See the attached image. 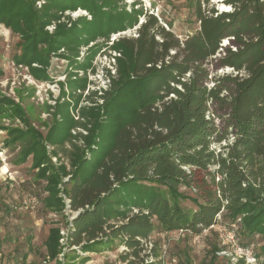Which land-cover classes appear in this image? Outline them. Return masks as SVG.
<instances>
[{
	"label": "trees",
	"instance_id": "trees-1",
	"mask_svg": "<svg viewBox=\"0 0 264 264\" xmlns=\"http://www.w3.org/2000/svg\"><path fill=\"white\" fill-rule=\"evenodd\" d=\"M37 1L0 0V25L19 38L20 53L13 60L37 81H52V56L65 58L77 72L67 77L68 99L56 111L61 120L53 122L45 137L28 124L18 104L1 96L0 115L6 112L25 124V129H3V144L19 146L21 161L30 158L37 178L46 181L45 211L63 210L59 193L72 211H80L67 243L75 246L85 240L88 246L99 237H117L137 256L140 240L154 229L201 233L223 210L221 219L230 229L237 226L240 246L251 245L258 236L253 255L262 257L263 264L264 0H223L220 4L229 10L222 12L208 7L209 0H188L198 28L183 39L155 15L135 9L136 1L130 11L118 0H43L39 9ZM67 9L88 11L91 18L80 17L67 26L61 22ZM52 23L50 33L45 28ZM133 27L134 37H119L107 45L111 33ZM100 38L103 43H94ZM225 40L234 49L224 47ZM89 43L94 44L80 61L79 48ZM103 47L118 54L113 57L115 74L106 70L107 89L87 92V104L80 105L88 80L78 71L92 67ZM61 49L66 53H59ZM206 60L232 73L207 87ZM214 103L229 106L222 130L209 116ZM44 141L61 147L68 143L64 150L69 169L51 165ZM222 142L218 152L210 149ZM65 176L69 180L62 183ZM180 185L195 194L197 209L191 213L169 201L184 198ZM2 204L0 195V213ZM110 220L119 224L110 225ZM44 246L51 260L60 253L57 227L48 230Z\"/></svg>",
	"mask_w": 264,
	"mask_h": 264
},
{
	"label": "rangeland",
	"instance_id": "rangeland-1",
	"mask_svg": "<svg viewBox=\"0 0 264 264\" xmlns=\"http://www.w3.org/2000/svg\"><path fill=\"white\" fill-rule=\"evenodd\" d=\"M133 1H136L135 9L155 15L165 29H170L180 39L194 33L198 28L193 8L188 0H118V4L130 11ZM222 1L209 0L208 7L213 5L219 12H222L225 10L224 5L220 4ZM43 4L44 1L39 0L35 6L39 9ZM203 7L206 11V6L203 5ZM62 15L61 22L67 23V26L80 17H85L87 20L91 18L89 12L82 9L74 11L67 9L63 11ZM141 22H143L142 16L139 18V23ZM45 29L50 33L53 32L54 23ZM135 29L136 27H133L122 32L111 33L106 42L107 45H111L119 37H134ZM18 39V36L13 34L10 29L0 25V70L2 71L0 97H7L18 104L24 111L28 124L45 137L48 129L54 127L53 122L61 120L60 114H56L57 107L64 103L63 100L68 99L67 77L69 73L77 71L72 69L65 58L52 56L48 68V74L52 81H37L31 76L27 67L17 65L13 60V56L20 53L17 45ZM103 41L104 39L100 38L94 43L101 44ZM94 43L79 48L80 61L87 55L88 47ZM228 43L225 40L224 47L234 49ZM59 53L66 52L61 49ZM115 55L118 54L103 47L93 57L92 67L87 68L86 72L78 71L79 77H83L85 74L88 80L80 105L87 104L85 99L91 91H97L99 88L107 89L108 80L105 78V71L109 70L110 74H115V61L113 60ZM33 66L37 65L33 64ZM204 67L208 71L205 82L207 87H212L214 80L218 77L232 73L229 67H222L214 60H206ZM92 68L95 69L94 72H92ZM62 89L65 92L64 96H62ZM209 110V116L218 129L226 128L225 119L229 112L228 104L220 107L214 103L209 106ZM72 112L76 114L75 111ZM4 113L6 112H1L0 115V195L3 203L0 218V264H49L50 262L45 258L47 253L44 242L51 225L59 229L61 249L57 257L61 258V261H57V264H232L233 258L240 255L244 257L241 253L242 248L238 244L231 247L223 243L220 231H228L231 227H228V221L222 219L217 221L213 228L202 230L197 234L185 230L183 232H179V230L164 231L158 227L150 233L147 239L140 240L141 246L137 256L133 255V250L122 244L121 239L117 237L108 240L99 237L95 243L90 244L89 250L82 246L72 247L65 241L60 242L62 237L60 231H65L68 228V216L64 208L61 212L43 209L42 198L46 195L44 192L46 181L37 178V169L33 170L30 167V158L21 161L18 154L19 146L11 147L3 144L7 138V132L3 129L14 127L25 129V124L18 118L12 119ZM76 131L74 130L73 133ZM78 143L81 144V142ZM223 144V142L212 143L210 149L218 152ZM44 146L50 157L51 165L56 167L59 164H64L69 169L64 150L69 149L68 143L61 147L52 146L44 141ZM54 151L57 153L56 155ZM68 180L69 176H65L61 182L65 183ZM143 184L150 185L147 182H143ZM58 189L59 191L62 189L61 184L58 185ZM160 189L165 190V187ZM178 191L184 198L169 199L170 203L176 204L186 213L196 210V204L193 202L194 192L182 185L179 186ZM24 193L34 194L41 199L38 206L32 209L23 208L20 200ZM7 206L10 208L7 209ZM134 212L133 210L132 213ZM153 222L156 224L155 221ZM109 224L118 225L119 222L110 220ZM106 231L109 235L110 231L108 229ZM258 240V236H256L253 241H250L252 244L247 246L251 254L253 251L255 252V247H258ZM244 243L247 241L244 240ZM237 247H240L241 250ZM255 259L253 263L247 262L245 258L238 259L236 264H262V257H255Z\"/></svg>",
	"mask_w": 264,
	"mask_h": 264
},
{
	"label": "built area",
	"instance_id": "built-area-1",
	"mask_svg": "<svg viewBox=\"0 0 264 264\" xmlns=\"http://www.w3.org/2000/svg\"><path fill=\"white\" fill-rule=\"evenodd\" d=\"M183 169L188 170L187 167H183ZM60 195L63 198L64 211L66 212V215L68 216V219H69L68 228L65 231H60V234L62 235V237L60 238V242H64V241L67 242L69 231L72 228V221L79 214L80 211H72L70 208L69 200L62 193ZM20 203H21V206L23 208L32 209V208H35L36 206H38L39 198L34 194L24 193L21 196ZM222 211L223 210H221L215 216V223H217V221H219L221 219ZM239 220L240 219H237V222H239ZM215 223L210 225L205 230L213 228ZM236 230H237V226H233V229H229L228 231H220V232H222V234L220 233V237L223 239V243L227 244L228 246L230 245L231 247L237 246V244L239 245L237 235H236ZM183 231L184 230H179V232H183ZM72 247H75V246H72ZM240 247L242 248L241 253L244 255V257L240 255L237 258H233L232 264H236V262L239 261L238 259H243V258H245V260L247 262L253 263L256 259H255L254 255L251 254L250 250L247 247H243V246H240ZM240 247H237V248H239V250H241Z\"/></svg>",
	"mask_w": 264,
	"mask_h": 264
},
{
	"label": "crops",
	"instance_id": "crops-1",
	"mask_svg": "<svg viewBox=\"0 0 264 264\" xmlns=\"http://www.w3.org/2000/svg\"><path fill=\"white\" fill-rule=\"evenodd\" d=\"M1 131V130H0ZM11 176V175H10ZM8 208H10L9 206H7V209ZM0 218H1V213H0ZM1 227V226H0ZM52 227H54V225H51L49 228H48V230L50 229V228H52ZM58 228V227H57ZM47 236H48V234H47ZM47 238V237H46ZM46 240V239H45ZM91 244V243H90ZM88 245V246H85L86 245V243H85V240H81V242H80V244L79 245H75V246H82V248H85L86 250L88 249H90L89 248V246H91V245ZM91 251V250H90ZM60 254V253H59ZM58 256V255H57ZM55 257L54 259H49V257L48 256H45V258H47L48 259V261L50 262L49 264H57V261H61V258L60 259H58L59 257ZM62 264V263H61Z\"/></svg>",
	"mask_w": 264,
	"mask_h": 264
},
{
	"label": "bare ground",
	"instance_id": "bare-ground-1",
	"mask_svg": "<svg viewBox=\"0 0 264 264\" xmlns=\"http://www.w3.org/2000/svg\"><path fill=\"white\" fill-rule=\"evenodd\" d=\"M224 8H225V10H224V11H228V10H229L227 6H224Z\"/></svg>",
	"mask_w": 264,
	"mask_h": 264
}]
</instances>
